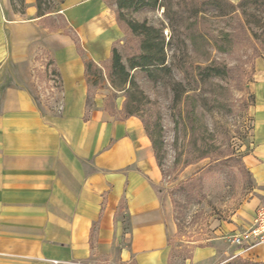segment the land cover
Masks as SVG:
<instances>
[{"label": "crops", "instance_id": "1", "mask_svg": "<svg viewBox=\"0 0 264 264\" xmlns=\"http://www.w3.org/2000/svg\"><path fill=\"white\" fill-rule=\"evenodd\" d=\"M61 6L76 40L50 30L45 20L54 13L37 16L35 0H25L24 13L0 0V264H169L178 225L151 139L141 120L117 116L102 98L87 108L84 61L110 58L108 34L120 31L115 16L100 0ZM104 14L107 23L96 30ZM42 51L60 80L53 107L7 81L12 67L27 74ZM250 90V147L242 162L258 199L227 220L212 219L211 239L249 227L264 200V58ZM218 244L193 248L190 264H216ZM222 253L264 261V245L227 244Z\"/></svg>", "mask_w": 264, "mask_h": 264}, {"label": "rangeland", "instance_id": "2", "mask_svg": "<svg viewBox=\"0 0 264 264\" xmlns=\"http://www.w3.org/2000/svg\"><path fill=\"white\" fill-rule=\"evenodd\" d=\"M100 1L115 16L114 0ZM62 2L50 0L54 15L45 23L52 31L76 38V33L66 26L58 12ZM132 17L162 28L166 40L171 35L173 38L168 49L171 75L153 84L136 74L147 98L138 105L135 115L147 135H152L160 144L157 163L175 205L178 232L171 241L169 264H190L193 248L213 241L219 243L216 264H264L247 255L227 257L223 250L227 251V244L233 246L227 243V234L211 239L214 236L208 227L212 219L227 220L235 209L251 201L256 203L258 199L259 187L245 170L242 157L250 147V106L253 102L250 84L257 60L264 58V32L259 27L247 25L239 11L231 16H218L211 9L205 16H199L196 23L197 30L209 41L194 48L184 29L187 21L178 22V29L171 31L163 8H144L132 13ZM104 18L95 24L96 30L107 23L108 15L104 14ZM108 35L111 49L117 48L125 62L134 47L130 33L120 29ZM50 60L42 51L36 55L27 74L21 75L20 69L12 67L14 75L8 76V83H22L35 99L42 95L47 101L45 105L53 107L60 101L61 90L59 76L51 70ZM209 63L219 69L220 75L201 82L197 64ZM109 66L110 58L97 65L102 79L91 78L97 85L90 87L87 108L93 107V98H102L104 105L117 116L127 115L124 109H119L125 93L109 86ZM48 67L51 68L49 72ZM209 239L212 241L208 242Z\"/></svg>", "mask_w": 264, "mask_h": 264}, {"label": "trees", "instance_id": "3", "mask_svg": "<svg viewBox=\"0 0 264 264\" xmlns=\"http://www.w3.org/2000/svg\"><path fill=\"white\" fill-rule=\"evenodd\" d=\"M9 2L13 11L24 13L25 0H9ZM113 3L115 20L119 28L128 31L132 42L134 41V47L127 54L125 62L117 48H112L110 54L109 86L115 91L125 93L122 109L127 115H136L138 105L147 98L136 80V74H141L146 81L153 84L171 75L168 49L173 40L172 35L166 40L162 28L148 23L147 20L138 21L132 17V13L144 8H163L164 16L173 32L178 29V22L187 21L184 29L194 48L209 41L201 31L197 30L196 23L199 16H205L211 9L218 16H231L239 11L247 25L259 27L264 32V0H238L236 3L231 0H114ZM35 6L37 16L52 12L50 0H35ZM253 35L256 36V32H253ZM182 42L184 43L183 40ZM216 46L220 49V46ZM171 57H174V53ZM84 65L88 85L96 86L97 83L91 78L102 79L100 68L90 59H86ZM196 69L201 82L220 75L219 69L210 63L197 64ZM174 83L180 85L179 82ZM174 87L173 89L178 93L176 86ZM176 97L178 98L179 94ZM149 138L158 162L160 144L152 135H149Z\"/></svg>", "mask_w": 264, "mask_h": 264}, {"label": "built area", "instance_id": "4", "mask_svg": "<svg viewBox=\"0 0 264 264\" xmlns=\"http://www.w3.org/2000/svg\"><path fill=\"white\" fill-rule=\"evenodd\" d=\"M55 79H57L56 76ZM227 241L235 247H246L247 249L264 245V200L255 209L249 227L230 235Z\"/></svg>", "mask_w": 264, "mask_h": 264}]
</instances>
